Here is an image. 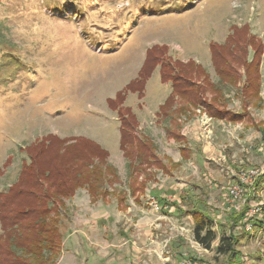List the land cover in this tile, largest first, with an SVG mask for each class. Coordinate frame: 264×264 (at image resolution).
I'll return each mask as SVG.
<instances>
[{
	"label": "rangeland",
	"instance_id": "obj_1",
	"mask_svg": "<svg viewBox=\"0 0 264 264\" xmlns=\"http://www.w3.org/2000/svg\"><path fill=\"white\" fill-rule=\"evenodd\" d=\"M246 24L264 45V0H0V191L18 180L26 159L23 148L51 133L100 143L119 178L111 188L127 189L132 171L119 148L118 109L112 110L108 99L139 76L148 55L153 61L155 53L147 52L154 46H165L172 64L190 62L192 80L202 82L205 76L197 74L202 67L217 82L213 55L219 50L213 44L223 45L237 26ZM162 72L158 64L144 97L128 91L122 106L137 115L139 133L153 141L159 157L180 166L154 169L156 181H149L139 200L129 196L126 209L115 197L92 202L86 190H78L66 203L63 252L56 264H228L216 251L218 241L210 248L196 242L192 217L173 209L164 213L151 191L161 190L172 200L183 190L199 195L206 187L218 237L228 231L227 210L239 211L244 204L240 197L228 198L230 189L240 191L234 178L250 184L252 174L264 173L258 127L264 121V67L263 100L248 107L251 120L225 123L202 110L190 120L177 116L191 148L188 160L166 131L176 125L157 116L174 93ZM234 94H227V106L241 112ZM174 102L180 106L182 99L176 95ZM9 156L12 161L4 168ZM237 164L248 167L238 174L231 168ZM253 202L248 215L264 209L263 187ZM257 214L253 220L264 219V212ZM243 222L234 231L238 257L242 264H264V227Z\"/></svg>",
	"mask_w": 264,
	"mask_h": 264
},
{
	"label": "trees",
	"instance_id": "obj_2",
	"mask_svg": "<svg viewBox=\"0 0 264 264\" xmlns=\"http://www.w3.org/2000/svg\"><path fill=\"white\" fill-rule=\"evenodd\" d=\"M249 30L248 24L237 26L235 32L225 40L226 45L213 44L219 50L213 55L217 82L209 79L207 71L202 67H198L197 72L205 76L202 82L192 80L190 62L175 61L172 64L174 58L167 51L164 52L165 46H160L158 50V46H154L147 52L155 53L153 61L150 63L148 55L139 76L118 92L114 99H108L112 110L118 109L119 148L132 171L127 189L111 188L116 187L114 184L119 181L117 171L108 161L109 151L91 138H61L51 133L36 138L24 147L26 159L22 162L18 180L6 192L0 191V264H56L63 252L64 220L68 217L66 203L78 190H86L92 202L115 197L118 206L126 209L129 196L135 201L139 200L146 192L149 181H156L154 169L168 171V167L173 169L180 166L179 163H172L169 158L165 163L159 157L153 141L139 133L137 115L130 108L122 106L128 91L137 94L139 99L144 97L147 81L158 64L163 68L162 81L172 82L174 93L160 106L157 116L176 125L173 129L166 127V131L179 144L182 159L191 158V148L179 128L177 116H181L179 121L190 120L200 115L199 110H202L208 118L225 123L237 124L245 119L251 120L248 107L250 104H260L263 100L264 45L258 43L249 34ZM232 90L237 91L234 95L241 101V112H234L227 106V94ZM176 95L182 99V104L177 107L174 102ZM258 127L264 141V121ZM11 161L9 156L4 168ZM246 167L237 164L231 168L238 170L239 174ZM240 178L234 180L241 186L245 203L239 211L229 206L228 231L223 229L226 234L223 232L221 237L215 231L212 208L206 201V187L201 188L199 195L192 193L191 189L183 190L172 200L163 198L161 190L155 189L151 193L154 200L159 201V207L164 213L168 214L173 209L172 213L192 217L196 242L210 248L212 243L218 241V255L225 256L228 264H242L236 249L239 240L234 231L243 221L246 224L256 221V225L264 227V219L253 220L254 215H248L258 190L264 188V173L254 176L250 184H243ZM228 198L232 199L231 196Z\"/></svg>",
	"mask_w": 264,
	"mask_h": 264
},
{
	"label": "built area",
	"instance_id": "obj_3",
	"mask_svg": "<svg viewBox=\"0 0 264 264\" xmlns=\"http://www.w3.org/2000/svg\"><path fill=\"white\" fill-rule=\"evenodd\" d=\"M258 174H257V172H255V174H252V177H254V176H257ZM252 181V179H250V182ZM238 188L240 189V191H238L237 189H230V191H228V195L230 194L231 195V198L234 200V199H237V198H242V196H243V193H242V189L240 188V186H238ZM229 195V196H230ZM243 199V198H242ZM244 203H245V200H244ZM255 209V208H254ZM253 209V210H254ZM252 211V210H251ZM260 212V209L259 208H257L256 210H254L253 211V213H251V214H256L257 215V213H259Z\"/></svg>",
	"mask_w": 264,
	"mask_h": 264
},
{
	"label": "crops",
	"instance_id": "obj_4",
	"mask_svg": "<svg viewBox=\"0 0 264 264\" xmlns=\"http://www.w3.org/2000/svg\"><path fill=\"white\" fill-rule=\"evenodd\" d=\"M206 116V115H205ZM207 117V116H206Z\"/></svg>",
	"mask_w": 264,
	"mask_h": 264
}]
</instances>
